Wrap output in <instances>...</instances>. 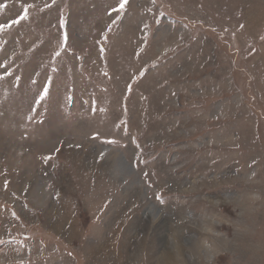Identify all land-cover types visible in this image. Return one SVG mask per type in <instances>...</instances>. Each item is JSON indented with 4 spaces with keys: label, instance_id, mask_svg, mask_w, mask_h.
<instances>
[{
    "label": "rangeland",
    "instance_id": "obj_1",
    "mask_svg": "<svg viewBox=\"0 0 264 264\" xmlns=\"http://www.w3.org/2000/svg\"><path fill=\"white\" fill-rule=\"evenodd\" d=\"M0 264H264V0H0Z\"/></svg>",
    "mask_w": 264,
    "mask_h": 264
},
{
    "label": "bare ground",
    "instance_id": "obj_2",
    "mask_svg": "<svg viewBox=\"0 0 264 264\" xmlns=\"http://www.w3.org/2000/svg\"><path fill=\"white\" fill-rule=\"evenodd\" d=\"M125 167L124 164L122 165V168Z\"/></svg>",
    "mask_w": 264,
    "mask_h": 264
},
{
    "label": "snow or ice",
    "instance_id": "obj_3",
    "mask_svg": "<svg viewBox=\"0 0 264 264\" xmlns=\"http://www.w3.org/2000/svg\"><path fill=\"white\" fill-rule=\"evenodd\" d=\"M125 2H126V0H125Z\"/></svg>",
    "mask_w": 264,
    "mask_h": 264
}]
</instances>
